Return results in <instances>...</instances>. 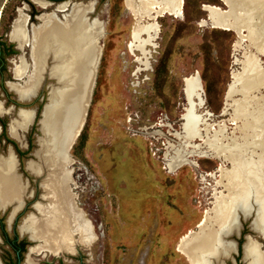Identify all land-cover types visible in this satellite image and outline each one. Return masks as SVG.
Masks as SVG:
<instances>
[{
	"label": "rangeland",
	"instance_id": "obj_1",
	"mask_svg": "<svg viewBox=\"0 0 264 264\" xmlns=\"http://www.w3.org/2000/svg\"><path fill=\"white\" fill-rule=\"evenodd\" d=\"M90 1L95 2L91 20L97 18L104 23L105 35L84 126L70 151L73 160L70 167L76 184L73 191L76 202L94 225L97 241L89 250L77 247L75 255L31 258L35 264H189L176 246L182 236L197 230L205 210L211 208L213 188L219 180L217 170L220 165L226 168L228 165L211 158H194L196 168L184 166L172 174L164 168V153L173 140L171 132L182 130L183 116L189 108L185 80L197 74L203 105L196 108V113L213 125L224 124L227 134H231L240 122L230 121L227 90L233 83L232 73L242 69L244 54L253 49L237 33L211 27L204 5L226 11L221 0H184L180 17L166 15L158 19L156 48L152 49L146 68L142 53L128 49L134 20L124 0ZM25 6L28 23L37 24L35 16L44 10L30 0H0V101L6 107L20 104L37 110L42 103L37 99L46 102L47 86L53 80L44 76L39 96L32 99L31 106L17 102V96L6 85L16 82L12 69L19 55L28 57V49L20 52L8 37L17 9ZM52 9L49 7L47 11ZM239 42L240 48H235ZM260 59L264 61L262 56ZM199 98L193 102L198 103ZM41 109L33 125L23 133L26 141L23 139L22 143L8 135V124L15 111L0 117L5 123L3 128L0 122V156L6 157L9 148L15 154L14 149L18 148L22 155L19 166L22 180H28L29 189L35 191V177L26 171L25 165L35 160L32 153L38 148L37 122ZM155 131L161 135L151 134ZM27 140L31 144L28 152ZM31 200H25L26 204ZM31 211L30 208L20 211L10 228L6 224L10 208L0 211L5 237L0 234L1 264H26L30 247L37 243L29 241L27 235L20 237L17 227ZM239 223L243 226L242 233L262 243L264 251V242L249 229L250 221L241 219ZM13 235L24 244L21 253L7 246ZM229 240L245 242L235 236Z\"/></svg>",
	"mask_w": 264,
	"mask_h": 264
},
{
	"label": "bare ground",
	"instance_id": "obj_2",
	"mask_svg": "<svg viewBox=\"0 0 264 264\" xmlns=\"http://www.w3.org/2000/svg\"><path fill=\"white\" fill-rule=\"evenodd\" d=\"M221 1L226 11L204 5L211 27L237 33L242 41H249L254 52L244 54L242 69L232 73L233 83L227 90L230 121L240 122L231 134L224 124L213 125L196 113L203 105L200 79L196 74L185 80L189 108L182 130L171 132L173 140L164 153V168L170 174L184 166L196 168L194 158H211L228 165L217 170L219 180L211 194V208L205 210L197 230L182 236L176 246L189 264H223L222 260L235 252L229 238L239 230V216L251 214L250 230L264 239V61L260 59L264 58V0ZM31 2L44 12L37 17V24L30 25L26 8L17 9L8 37L22 52L28 49V57L19 55L12 69L16 82H8L7 87L28 102L36 97L45 75L54 82L47 88L48 99L40 116L35 160L25 165L30 175L44 178L39 185L41 203L32 207L35 213L27 214L19 226L23 235H30L37 243L29 249L26 264H35L32 255H75L79 246L89 250L97 241L94 225L76 202L70 151L85 122L105 35L104 23L89 18L95 11L94 1H64L52 11H47L50 4L44 0ZM183 4L184 0H124L134 20L128 49L142 53L146 68L156 48L158 19L180 17ZM244 32L247 35L242 36ZM240 46L241 42L235 48ZM197 98L199 102L194 103ZM6 114L9 112L0 104V117ZM33 116V110H20L9 122V136L22 143V133L32 125ZM151 134L161 135L159 131ZM16 163L11 151L0 156V210L10 208L8 224L21 211L23 200L31 198ZM242 255L245 264H264L261 245L249 235Z\"/></svg>",
	"mask_w": 264,
	"mask_h": 264
},
{
	"label": "flooded vegetation",
	"instance_id": "obj_3",
	"mask_svg": "<svg viewBox=\"0 0 264 264\" xmlns=\"http://www.w3.org/2000/svg\"><path fill=\"white\" fill-rule=\"evenodd\" d=\"M31 1V0H30ZM45 1V0H44ZM63 0H46V2L48 3V4H50V6H48V8L49 7H53V9L52 10H54V9H56V6H59L60 4H63L64 3V1L62 2ZM69 1V0H68ZM68 1H65V2H68ZM59 2H61V3H59ZM70 3L72 2V1H69ZM59 3V4H58ZM72 3H74V2H72ZM33 4V3H32ZM55 6V7H54ZM26 8V9H25ZM24 9L27 11L28 10V8L25 6L24 7ZM42 10V9H41ZM127 10V9H126ZM128 11V10H127ZM95 12V11H94ZM42 12H40L37 16H35V19H36V21H37V17L41 14ZM62 15V14H61ZM61 15H60V17H61ZM89 18L91 19V15L89 16ZM31 25V24H30ZM33 25V24H32ZM97 75H98V72H97ZM96 80H97V77H96ZM95 84H96V82H95ZM39 92H40V90L38 91V94H37V96L34 98V99H36L38 96H39ZM33 99V100H34ZM33 100H31V102L33 101ZM38 101H40V102H42L41 103V105H40V108L43 106V98H39V99H37ZM17 103V102H16ZM32 105V104H31ZM30 104H29V106H31ZM27 107H28V105H26ZM25 105L24 106H22V105H20V104H15L14 105V111L16 112V110H17V108L18 107H26ZM6 107V106H5ZM40 108H37V110L36 109H33V110H36V116L38 115V112H39V110H40ZM7 115V114H6ZM33 125V124H32ZM84 126V125H83ZM31 129H33V127L31 128ZM28 130V129H27ZM0 132H2V131H0ZM8 135H9V132H8ZM24 139L26 138L25 137V135L23 134V136H22ZM25 141H26V139H25ZM26 144V143H25ZM25 148H26V150H27V152L28 151H30L31 150V144H29V142H28V140H27V144L25 145ZM12 149V148H11ZM15 150V154L17 155H15V157H16V162L18 163L17 164V172H18V174H20V170L21 169H19L20 167V163H21V157H22V155H21V153L19 152V150H18V148H15L14 149ZM12 151H13V149H12ZM13 153H14V151H13ZM33 154L34 153H32V156H33ZM27 163V162H26ZM25 169H26V167H25ZM27 171V170H26ZM21 175V174H20ZM25 180V179H24ZM28 181V180H27ZM34 182H36L37 183V189H38V191H37V189H36V191L35 190H30L29 188H30V183L28 182V189H29V192H30V195H31V198L30 199H32L31 200V202H29V204H26V202H25V206H24V208H23V210H26L27 208H30L31 209V204L32 203H34L35 201H37V200H39V195L41 194V190L39 189V182H40V179L39 178H36L35 177V180H33ZM27 189V190H28ZM29 198H27V200H28ZM37 199V200H36ZM240 217V216H239ZM239 217H238V223H239V221L242 219V220H246V221H250V224H251V222H252V215L250 214V216H248L247 218H244V217H241L240 219H239ZM250 224H249V226H250ZM249 229H251L250 227H249ZM242 230H243V226L239 223V230H238V232L237 233H235V234H233L238 240H240L241 238H243L244 240H245V238H246V236L242 233ZM250 231H252V230H250ZM253 232V231H252ZM254 233V232H253ZM0 234H1V236L3 237V239H5V237H4V234L2 233V231H1V226H0ZM233 235L231 236V237H233ZM181 239V238H180ZM179 239V240H180ZM231 241V240H230ZM8 242V244H7V246H9L13 251H15L16 253H19L21 250H22V248H23V242H19V240H17V237L15 236V235H13V237L11 238V240H9V241H7ZM234 242V244H236L235 245V252H233V253H231L230 254V256L229 257H226V259H229V258H231L229 261H225V264H243V261H242V257H243V255H242V245L243 244H238V242H236V241H233ZM263 248H264V246H263ZM241 249V250H240ZM214 264H217V263H214Z\"/></svg>",
	"mask_w": 264,
	"mask_h": 264
},
{
	"label": "water",
	"instance_id": "obj_4",
	"mask_svg": "<svg viewBox=\"0 0 264 264\" xmlns=\"http://www.w3.org/2000/svg\"><path fill=\"white\" fill-rule=\"evenodd\" d=\"M46 1V0H45ZM16 49L17 50H19L18 48H17V46H16ZM20 52H22L23 50L21 49V50H19ZM7 85V84H6ZM51 85V84H50ZM50 85H48L47 86V88H49V86ZM47 95H48V92H47ZM47 99H48V97L46 96V101H47ZM16 100H17V102H19V103H21V104H30L31 103V100H29L28 102H25V101H23V100H21L19 97H16ZM0 104H1V107L5 110V111H8L9 112V114H12L13 112H14V106L12 107H5V105H4V103L3 102H1L0 101ZM46 106V102L43 104V106H42V109H41V112L39 113V116H42V111L44 110V107ZM31 110V108H27V107H18L17 108V110H16V112H15V117L18 115V113H19V111L20 110ZM33 110V109H32ZM34 111V116H33V122H34V120L36 119V110H33ZM15 117H13L14 119H15ZM10 120H11V118H10ZM39 121H40V119L38 120V122H37V124L39 125ZM32 122V123H33ZM8 126H9V124H8ZM28 129V128H27ZM26 129V130H27ZM0 130H1V127H0ZM8 130V129H7ZM38 131H39V128H38ZM22 136H23V133H22ZM36 141H37V139H36ZM8 151H11L12 153H13V151H12V149L11 148H9L8 149ZM13 155H14V157H15V154L13 153ZM15 160H16V157H15ZM16 162V161H15ZM16 165H17V163H16ZM17 168V167H16ZM17 170V169H16ZM20 175V174H19ZM20 177H21V180H22V175H20ZM40 179V182H41V180H43V179H41V178H39ZM24 182H26V184H28V181L27 180H24ZM40 182H39V185H40ZM32 195V194H31ZM40 199H41V194L39 195V200H37V201H35L34 203H32L31 204V212L30 213H35L34 212V210L32 209V207H34V205L36 204V203H41V201H40ZM24 206H25V200H23V207L21 208V211L23 210V208H24ZM7 208H5L4 210H2V212H4L5 210H6ZM1 211V210H0ZM9 216H10V213H9ZM8 216V217H9ZM16 216H17V214H16ZM16 216L14 217V219L16 218ZM14 219H13V221H14ZM13 221L11 222V224L13 223ZM6 224H7V226H8V228H10V226H11V224H8V218H7V220H6ZM17 230H18V233H19V235H20V237H22L23 236V234L20 232V230H19V227H17ZM248 237V236H247ZM246 237V238H247ZM250 237V236H249ZM258 238H260L259 236H257ZM245 238V239H246ZM27 239L29 240V241H31V242H34L33 240H31V237H30V235H28L27 236ZM261 240L264 242V239H262L261 238ZM257 241V240H256ZM258 242V241H257ZM261 246H262V243H260V242H258ZM236 245V244H235ZM243 245H244V243H243ZM243 245H242V248H243ZM31 248V247H30ZM242 261H243V264H245V262H244V260H243V257H242ZM222 263L223 264H225V259H223L222 260ZM212 264H214V263H212Z\"/></svg>",
	"mask_w": 264,
	"mask_h": 264
},
{
	"label": "trees",
	"instance_id": "obj_5",
	"mask_svg": "<svg viewBox=\"0 0 264 264\" xmlns=\"http://www.w3.org/2000/svg\"><path fill=\"white\" fill-rule=\"evenodd\" d=\"M1 122V125H2V127L3 128H5V123L3 122V121H0ZM4 133V132H3ZM4 135V134H3ZM23 245V248H22V250L19 252V253H21L22 251H23V249H24V244H22Z\"/></svg>",
	"mask_w": 264,
	"mask_h": 264
}]
</instances>
